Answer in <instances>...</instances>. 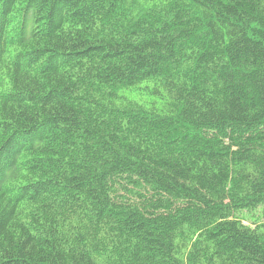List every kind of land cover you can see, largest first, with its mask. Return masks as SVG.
<instances>
[{
	"label": "trees",
	"instance_id": "16d2710c",
	"mask_svg": "<svg viewBox=\"0 0 264 264\" xmlns=\"http://www.w3.org/2000/svg\"><path fill=\"white\" fill-rule=\"evenodd\" d=\"M262 218L264 0H0V264H264Z\"/></svg>",
	"mask_w": 264,
	"mask_h": 264
},
{
	"label": "rangeland",
	"instance_id": "374dc122",
	"mask_svg": "<svg viewBox=\"0 0 264 264\" xmlns=\"http://www.w3.org/2000/svg\"><path fill=\"white\" fill-rule=\"evenodd\" d=\"M248 219H252V217H248V216H246ZM261 220H264V218H262Z\"/></svg>",
	"mask_w": 264,
	"mask_h": 264
}]
</instances>
